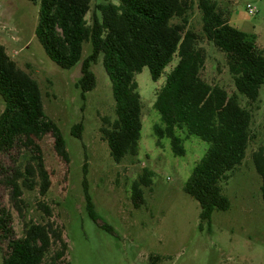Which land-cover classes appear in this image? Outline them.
I'll return each instance as SVG.
<instances>
[{"label":"rangeland","instance_id":"374dc122","mask_svg":"<svg viewBox=\"0 0 264 264\" xmlns=\"http://www.w3.org/2000/svg\"><path fill=\"white\" fill-rule=\"evenodd\" d=\"M192 1L189 29L199 36L197 49L206 58L202 78L213 87L225 89L230 96L236 94L241 105L253 114L254 139L246 158L221 184L231 202L230 210L215 212L211 225L204 224L201 228V207L184 188L210 145L180 133L186 154L176 157L170 140L164 139L159 145L154 135V127L161 124V116L154 108L157 93L164 86L166 75L177 65V57L158 82L152 80L148 68L136 75L143 104L139 155L116 164L100 132L104 118L116 117L112 84L102 57L92 67L97 86L84 102L77 87L81 63L70 70L61 69L48 58L36 37L40 6L28 0H0V45L21 70L38 82L45 114L59 126L69 153L66 163L57 156L51 136L39 142L51 177L50 191L41 197L39 187L34 191L22 188L18 202L11 181L17 180L22 185L23 179L15 171L24 173L32 153L19 145L11 153L0 155V213L9 212L15 239L23 237L26 224L50 221L63 231L69 264H154L153 257L162 258L155 264H264L262 180L253 162V154L264 148V88L254 104L236 91L226 56L204 37L198 0ZM107 2L117 3L91 0L89 23L97 13V6ZM217 3L230 17V24L246 33L264 54V0H217ZM249 5L256 10L253 16L248 13ZM91 48L90 43L84 45L83 59ZM4 110L0 96V115ZM80 123L84 127L82 139L71 134L72 128ZM85 164L97 221L91 219L87 210ZM145 171L151 173V184L141 188L143 203L137 207L133 187ZM40 204L51 209V219ZM7 255V242H0V264H4Z\"/></svg>","mask_w":264,"mask_h":264},{"label":"trees","instance_id":"16d2710c","mask_svg":"<svg viewBox=\"0 0 264 264\" xmlns=\"http://www.w3.org/2000/svg\"><path fill=\"white\" fill-rule=\"evenodd\" d=\"M40 6L36 37L48 58L63 70L81 63V78L77 87L85 102L94 91L97 79L92 70L102 57L104 69L111 81L115 100V119H103L102 139L110 149L116 164L127 157L139 155L143 129V104L138 91L136 75L148 68L151 78L158 82L178 58L177 65L166 75L164 86L158 91L154 108L161 116V124L154 127L160 141L170 140L176 157H184V139L195 136L210 145L205 157L197 164L185 185L187 195L201 207V228L211 225L215 212H227L230 200L224 195L222 183L229 173L242 166L250 143L253 114L243 107L239 97L230 96L219 86H211L202 78L206 58L197 49L199 36L189 29L192 0H116L97 6L92 22L87 21L91 0H28ZM202 14V32L208 42L227 59L229 73L236 91L249 104L258 101L264 88V54L249 36L230 24L217 0H198ZM179 20V24H173ZM91 44L90 54L83 59V48ZM0 96L5 110L0 115V155L11 153L19 145L30 150V162L15 173L13 195L22 196V188L34 191L39 187L41 197L51 188L50 173L42 157L39 142L45 137L54 139L57 156L69 163V153L59 126L50 120L44 110L38 82L21 70L0 45ZM83 124L72 128L71 134L82 139ZM256 171L261 177L264 204V148L253 154ZM84 193L87 210L97 221L94 204L89 194L87 164L83 167ZM151 173L133 187V201L143 203L142 187L151 184ZM22 203V201H19ZM51 219V209L40 204ZM20 213L19 206H17ZM9 212L0 213V242H7L8 255L4 264H69L68 245L63 231L50 221L29 223L24 235L15 239L10 226ZM104 229L109 228L102 226ZM161 257H153L159 263Z\"/></svg>","mask_w":264,"mask_h":264},{"label":"built area","instance_id":"2783aa9c","mask_svg":"<svg viewBox=\"0 0 264 264\" xmlns=\"http://www.w3.org/2000/svg\"><path fill=\"white\" fill-rule=\"evenodd\" d=\"M247 9H248L249 15H251V16H253L255 14V12H256L255 8H253L250 5L247 7Z\"/></svg>","mask_w":264,"mask_h":264}]
</instances>
